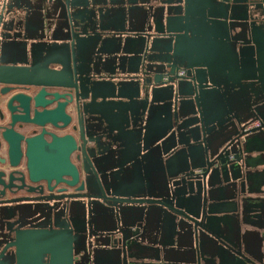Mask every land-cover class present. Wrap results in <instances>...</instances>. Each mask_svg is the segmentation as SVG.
Listing matches in <instances>:
<instances>
[{
    "label": "water",
    "instance_id": "1",
    "mask_svg": "<svg viewBox=\"0 0 264 264\" xmlns=\"http://www.w3.org/2000/svg\"><path fill=\"white\" fill-rule=\"evenodd\" d=\"M0 264H264V0H0Z\"/></svg>",
    "mask_w": 264,
    "mask_h": 264
},
{
    "label": "flooded vegetation",
    "instance_id": "2",
    "mask_svg": "<svg viewBox=\"0 0 264 264\" xmlns=\"http://www.w3.org/2000/svg\"><path fill=\"white\" fill-rule=\"evenodd\" d=\"M256 124H259V122L258 121H254L253 123H251L250 125H248L247 127L249 128V127H251V126H254V125H256ZM77 258V255H75V259Z\"/></svg>",
    "mask_w": 264,
    "mask_h": 264
},
{
    "label": "built area",
    "instance_id": "3",
    "mask_svg": "<svg viewBox=\"0 0 264 264\" xmlns=\"http://www.w3.org/2000/svg\"><path fill=\"white\" fill-rule=\"evenodd\" d=\"M181 73H182V71H181Z\"/></svg>",
    "mask_w": 264,
    "mask_h": 264
}]
</instances>
